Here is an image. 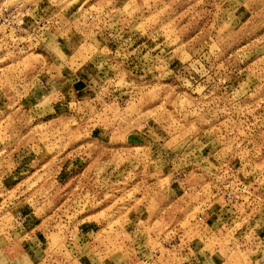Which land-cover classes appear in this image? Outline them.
<instances>
[{"label": "rangeland", "instance_id": "obj_1", "mask_svg": "<svg viewBox=\"0 0 264 264\" xmlns=\"http://www.w3.org/2000/svg\"><path fill=\"white\" fill-rule=\"evenodd\" d=\"M85 208L119 251L133 215L177 264H264V0H0V264L29 211L57 250Z\"/></svg>", "mask_w": 264, "mask_h": 264}, {"label": "crops", "instance_id": "obj_2", "mask_svg": "<svg viewBox=\"0 0 264 264\" xmlns=\"http://www.w3.org/2000/svg\"><path fill=\"white\" fill-rule=\"evenodd\" d=\"M69 81H71V79H66L64 85L68 87L67 83H70L68 89L73 90L75 93H79V102L80 100L83 101L85 95L88 96L91 94V92L86 91L88 85L85 84L84 78L79 77V79L73 80L72 83ZM112 132L113 130L111 128L93 127L89 131L90 135L88 140L91 144L101 143L109 147V145H113V143L110 142ZM29 212L33 213V211ZM85 212H88L87 217L90 214L92 219L83 221L81 218H85V216L79 217V222L75 223L77 225L76 227L72 226L74 223L69 224V226L71 225V230L68 233L71 235L72 240H65V243L63 242V245H65L64 249L59 247L57 250H53L46 246V244L51 242L50 234L57 232L55 231L58 223L55 221L56 219L50 220L51 222L46 219L48 221L47 224H49V235L47 236L46 232L41 230L42 225H44V228L46 225L44 219L35 215L31 216L30 213L26 214L24 219H26L27 216L29 218L26 220L25 225H21L22 229L17 232V235L21 236V238L26 241L22 242L19 240L26 245L29 251L25 252V254L17 252L16 256L14 255L15 258H17L19 262L20 260L23 261V259H29L31 264H139L142 260L141 258L148 259L149 264H177L174 260L175 257L177 258V255H175L176 253L174 252H165V254H162V252L157 249L159 253H152V249L149 250V248L139 246V243H147L148 241L146 231L144 230V225H146V223L142 222L143 220H134L132 219L133 215L125 218L123 228H126L125 231L129 235V238L121 242L124 250L119 251L116 245L118 239L110 241L113 237L112 234L115 235V232L108 234L107 232L109 230L107 225L103 227L100 225L99 221L93 218L96 214L101 212L100 209L87 208ZM80 215L81 214H79V216ZM104 229L106 233H103ZM116 229L117 227L115 230ZM79 240H81V242H79ZM20 244L21 243L17 242L19 250ZM112 244L115 245L116 249L112 248ZM84 246H86L87 251L84 250ZM194 256L187 257L186 264H194L196 257ZM158 258H161V261H158Z\"/></svg>", "mask_w": 264, "mask_h": 264}, {"label": "built area", "instance_id": "obj_3", "mask_svg": "<svg viewBox=\"0 0 264 264\" xmlns=\"http://www.w3.org/2000/svg\"><path fill=\"white\" fill-rule=\"evenodd\" d=\"M10 15L12 17H18L17 21L18 24L23 22V16L20 15V11L18 8L12 9L10 11ZM20 25V24H19ZM237 190H230V189H226L224 192V196H225V200L228 203H238L240 201H242V197H249L250 195H252L250 188H247V185L243 182H239V186L236 187ZM23 223V220H21ZM67 240L71 241V235L67 236ZM79 242H81V240H79ZM141 262H139V264H149V260L146 258H141Z\"/></svg>", "mask_w": 264, "mask_h": 264}]
</instances>
